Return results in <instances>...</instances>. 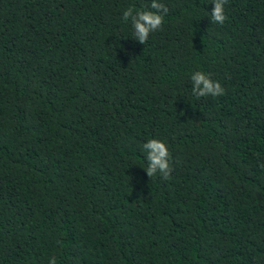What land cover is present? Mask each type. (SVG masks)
Segmentation results:
<instances>
[{
    "label": "trees",
    "instance_id": "obj_1",
    "mask_svg": "<svg viewBox=\"0 0 264 264\" xmlns=\"http://www.w3.org/2000/svg\"><path fill=\"white\" fill-rule=\"evenodd\" d=\"M158 2L0 0V264H264V0Z\"/></svg>",
    "mask_w": 264,
    "mask_h": 264
},
{
    "label": "clouds",
    "instance_id": "obj_2",
    "mask_svg": "<svg viewBox=\"0 0 264 264\" xmlns=\"http://www.w3.org/2000/svg\"><path fill=\"white\" fill-rule=\"evenodd\" d=\"M228 0H212L214 7L210 13L212 23L222 25L227 19L225 15V4ZM169 9L158 0H151L150 5L145 10H135L132 7L123 11L122 16L125 21L131 22L134 30L135 40L141 44L148 41L149 35L158 30H162L164 16ZM192 81V93L197 98L213 96L218 97L225 94V88L220 82L211 78L210 73L195 71L190 77ZM143 152L146 153L147 167L144 168L146 175L152 178L159 174L163 179H170L173 167L168 146L159 139H150L142 145ZM264 167V164L261 165ZM49 264H56L55 258L49 260Z\"/></svg>",
    "mask_w": 264,
    "mask_h": 264
}]
</instances>
